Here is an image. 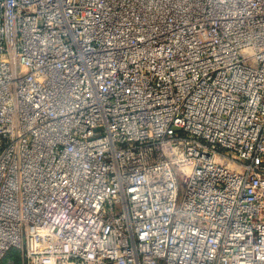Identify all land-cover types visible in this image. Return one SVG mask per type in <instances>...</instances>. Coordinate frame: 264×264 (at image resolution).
<instances>
[{
	"label": "built area",
	"instance_id": "built-area-1",
	"mask_svg": "<svg viewBox=\"0 0 264 264\" xmlns=\"http://www.w3.org/2000/svg\"><path fill=\"white\" fill-rule=\"evenodd\" d=\"M13 248L264 264V0H0V263Z\"/></svg>",
	"mask_w": 264,
	"mask_h": 264
},
{
	"label": "rangeland",
	"instance_id": "rangeland-1",
	"mask_svg": "<svg viewBox=\"0 0 264 264\" xmlns=\"http://www.w3.org/2000/svg\"><path fill=\"white\" fill-rule=\"evenodd\" d=\"M13 249H12V251H10L6 255V257L4 258V260L0 264H11V261H12L11 259H13L15 257V255H16L15 253H17L16 249L15 248H13Z\"/></svg>",
	"mask_w": 264,
	"mask_h": 264
},
{
	"label": "trees",
	"instance_id": "trees-1",
	"mask_svg": "<svg viewBox=\"0 0 264 264\" xmlns=\"http://www.w3.org/2000/svg\"><path fill=\"white\" fill-rule=\"evenodd\" d=\"M14 250V249H13ZM12 251V250H11ZM15 257L11 259L13 261V264H21V259L18 250L16 249Z\"/></svg>",
	"mask_w": 264,
	"mask_h": 264
}]
</instances>
